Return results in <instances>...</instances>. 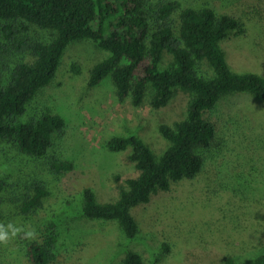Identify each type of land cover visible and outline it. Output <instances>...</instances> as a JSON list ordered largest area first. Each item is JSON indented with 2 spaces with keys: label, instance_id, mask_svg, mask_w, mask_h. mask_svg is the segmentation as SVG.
<instances>
[{
  "label": "rangeland",
  "instance_id": "374dc122",
  "mask_svg": "<svg viewBox=\"0 0 264 264\" xmlns=\"http://www.w3.org/2000/svg\"><path fill=\"white\" fill-rule=\"evenodd\" d=\"M160 1H178L184 8L207 6L240 20L245 33L221 43L226 61L236 73L264 77V0ZM21 25L16 26L21 32L18 38L50 40L49 31ZM14 55L15 61L23 58ZM106 57L91 41L70 45L54 80L29 104L23 122L48 112L67 120L64 134L54 137L45 159H30L13 142L0 140V179L9 187L0 223L24 230L54 224L56 250L68 264H122L127 250L139 254L143 264H226L228 258L234 264H254L264 253V103L248 94L226 96L205 114L216 126V137L203 152L202 172L133 208L131 214L140 227L134 240L125 237L117 222L82 216L85 187L92 189L98 202H115L124 180L137 176L129 151L110 152L106 142L135 133L160 154L167 142L159 126L183 119L189 100L178 91L167 106L154 109L148 95L141 107L134 108L130 101H116L109 77L87 89L90 69ZM170 60L165 53L164 64ZM199 72L212 75L205 63ZM52 159L72 162L74 169L57 174ZM38 183L49 192L42 209L28 220L18 218L15 211L22 196ZM15 239L0 244L3 264H22L15 254Z\"/></svg>",
  "mask_w": 264,
  "mask_h": 264
},
{
  "label": "trees",
  "instance_id": "16d2710c",
  "mask_svg": "<svg viewBox=\"0 0 264 264\" xmlns=\"http://www.w3.org/2000/svg\"><path fill=\"white\" fill-rule=\"evenodd\" d=\"M176 16V20L174 18ZM30 25L49 31V41L24 40L16 26ZM245 33L244 24L210 7L184 8L178 1L160 0H0V140L13 142L20 153L43 160L54 147V137L63 135L67 120L59 114L44 113L23 122L29 104L55 78L67 48L91 41L107 57L89 71L87 89L110 78L119 103L130 101L139 108L149 95L150 105L160 109L178 91L189 96L183 119L159 126L167 147L156 154L138 135L110 138L105 147L119 153L129 151L137 176L124 180L115 202L100 203L91 188L83 189L81 214L87 219L117 222L131 241L139 233V222L131 210L149 203L159 192H168L182 180H193L203 170L206 151L216 137V126L205 118L226 96L248 94L264 103V77L236 73L229 67L221 43ZM23 54L19 61L13 60ZM171 60L164 64V55ZM27 56L30 61H25ZM212 71L207 77L200 67ZM76 73L79 68L73 66ZM57 174L74 169L69 161L52 159ZM9 187L0 179V219ZM48 190L34 184L22 196L15 215L23 220L38 215ZM12 201V199H10ZM34 239H15V254L22 264H68L56 249L54 224H36ZM28 231V230H25ZM0 254V264L2 262ZM122 264H143L134 251L127 250ZM226 264H234L227 259ZM264 264V253L254 259Z\"/></svg>",
  "mask_w": 264,
  "mask_h": 264
},
{
  "label": "clouds",
  "instance_id": "9594fccd",
  "mask_svg": "<svg viewBox=\"0 0 264 264\" xmlns=\"http://www.w3.org/2000/svg\"><path fill=\"white\" fill-rule=\"evenodd\" d=\"M22 239H34L36 237V233L34 230L25 231L22 227H17L13 223H8L7 225L0 223V244L7 245L11 239L20 236Z\"/></svg>",
  "mask_w": 264,
  "mask_h": 264
}]
</instances>
